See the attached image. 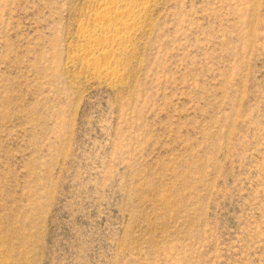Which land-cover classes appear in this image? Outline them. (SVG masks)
Here are the masks:
<instances>
[{
	"label": "rangeland",
	"instance_id": "rangeland-1",
	"mask_svg": "<svg viewBox=\"0 0 264 264\" xmlns=\"http://www.w3.org/2000/svg\"><path fill=\"white\" fill-rule=\"evenodd\" d=\"M96 1L0 0V264H264V0H154L114 76Z\"/></svg>",
	"mask_w": 264,
	"mask_h": 264
},
{
	"label": "bare ground",
	"instance_id": "bare-ground-1",
	"mask_svg": "<svg viewBox=\"0 0 264 264\" xmlns=\"http://www.w3.org/2000/svg\"><path fill=\"white\" fill-rule=\"evenodd\" d=\"M153 2L154 0H97L93 18L80 32V38L88 45L82 54L83 59L100 73L116 75L119 62L112 60V54L106 53L105 49L112 53L126 49L141 32L143 21L147 19ZM98 47L104 50V54L96 55Z\"/></svg>",
	"mask_w": 264,
	"mask_h": 264
}]
</instances>
